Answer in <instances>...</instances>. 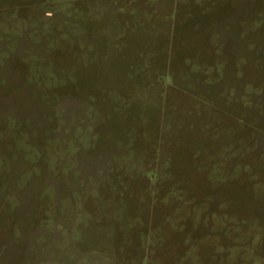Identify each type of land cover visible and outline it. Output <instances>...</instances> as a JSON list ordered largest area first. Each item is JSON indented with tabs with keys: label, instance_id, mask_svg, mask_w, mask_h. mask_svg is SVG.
<instances>
[{
	"label": "rangeland",
	"instance_id": "374dc122",
	"mask_svg": "<svg viewBox=\"0 0 264 264\" xmlns=\"http://www.w3.org/2000/svg\"><path fill=\"white\" fill-rule=\"evenodd\" d=\"M0 264H264V0H0Z\"/></svg>",
	"mask_w": 264,
	"mask_h": 264
}]
</instances>
